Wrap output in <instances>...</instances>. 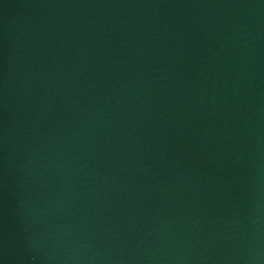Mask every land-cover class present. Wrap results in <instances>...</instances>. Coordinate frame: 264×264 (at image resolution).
<instances>
[{"label":"water","instance_id":"1","mask_svg":"<svg viewBox=\"0 0 264 264\" xmlns=\"http://www.w3.org/2000/svg\"><path fill=\"white\" fill-rule=\"evenodd\" d=\"M0 264H264V0H0Z\"/></svg>","mask_w":264,"mask_h":264}]
</instances>
